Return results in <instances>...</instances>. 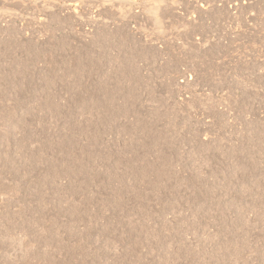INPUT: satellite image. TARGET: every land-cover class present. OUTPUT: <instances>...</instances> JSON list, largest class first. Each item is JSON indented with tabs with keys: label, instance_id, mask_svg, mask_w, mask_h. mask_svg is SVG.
<instances>
[{
	"label": "rangeland",
	"instance_id": "374dc122",
	"mask_svg": "<svg viewBox=\"0 0 264 264\" xmlns=\"http://www.w3.org/2000/svg\"><path fill=\"white\" fill-rule=\"evenodd\" d=\"M128 1L0 0V264H264V0Z\"/></svg>",
	"mask_w": 264,
	"mask_h": 264
},
{
	"label": "bare ground",
	"instance_id": "6f19581e",
	"mask_svg": "<svg viewBox=\"0 0 264 264\" xmlns=\"http://www.w3.org/2000/svg\"><path fill=\"white\" fill-rule=\"evenodd\" d=\"M121 1H125V2H129L128 0H121ZM145 1V0H144ZM214 0H211V2H213ZM220 1V0H219ZM228 1H230V0H223V2L225 3V2H228ZM232 1V0H231ZM83 2V1H82ZM209 2V1H208ZM215 2H217V1H215ZM149 3V2H148ZM151 4H149V5H147V12H149V15L147 14V16L149 17L150 15L154 18L153 20H155L158 24H162V18H161V13L163 12V13H165V12H167L168 11V9L167 8H170L169 6H167V7H163V2H162V0H156V1H154V2H150ZM230 3V2H229ZM228 3V4H229ZM126 4V3H125ZM124 4V5H125ZM217 4V3H216ZM237 4V3H236ZM171 5H173V4H171ZM170 5V6H171ZM125 6H127V4L125 5ZM193 6V5H192ZM238 6V5H237ZM143 7H144V5H143ZM186 7V6H185ZM218 7V6H217ZM231 7V6H230ZM234 7V6H233ZM198 8V7H197ZM171 9V8H170ZM235 9V8H234ZM131 10V9H130ZM163 10V11H162ZM238 10V9H237ZM145 11V10H144ZM170 11V10H169ZM143 13V12H142ZM169 13V12H168ZM205 13V12H204ZM227 13V12H226ZM167 14V13H166ZM198 14V13H197ZM136 15H137V13H136ZM142 15V14H141ZM150 16V17H151ZM197 16V15H196ZM145 22V21H144ZM175 22V21H174ZM161 28V27H160ZM163 28V27H162ZM164 30V29H163ZM186 36V35H185ZM184 36V37H185ZM193 36V35H192ZM176 44V43H175ZM196 44H198V42L196 43ZM200 47V46H199ZM183 72V71H182ZM181 72V73H182ZM185 74V73H184ZM38 260H39V258H38ZM42 260V259H41ZM40 261V260H39ZM0 262H3V256L0 254ZM4 262H5V260H4ZM7 262V261H6ZM3 263V264H7V263ZM37 262V260H33V257H32V260L31 259H26V261H23V262H21L20 264H34V263H36ZM2 264V263H1ZM39 264V263H38Z\"/></svg>",
	"mask_w": 264,
	"mask_h": 264
}]
</instances>
